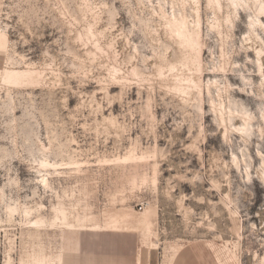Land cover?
<instances>
[{"label":"rangeland","instance_id":"1","mask_svg":"<svg viewBox=\"0 0 264 264\" xmlns=\"http://www.w3.org/2000/svg\"><path fill=\"white\" fill-rule=\"evenodd\" d=\"M253 2L0 0V264H264Z\"/></svg>","mask_w":264,"mask_h":264},{"label":"bare ground","instance_id":"2","mask_svg":"<svg viewBox=\"0 0 264 264\" xmlns=\"http://www.w3.org/2000/svg\"><path fill=\"white\" fill-rule=\"evenodd\" d=\"M207 1H208V3H216L217 5H220V0H207ZM246 1L247 0H227L228 4L233 6V9L237 8L238 5H241L242 8H245V7L248 8L247 7L248 3H246ZM252 1H254L256 3L255 8L257 9V14L255 15L254 18H251L249 20V28H254V27L258 26V27H262V29L264 30V22L259 17L260 13H264V5L262 4V0H252ZM255 3H254V5H255ZM193 24L196 26L197 29L195 31H190V32L192 34L195 33L196 35H198L199 31H200V19H199L198 15L196 16V20H194ZM175 25H176L175 26L176 36L178 38H180L181 43L186 48L194 51V54H196V56H197L196 59H199L200 58V49H197L199 42L191 36L192 34L190 32H188L189 30L186 27V23L180 21V23H177ZM257 52H258V67L260 68V67H262L261 49L258 50ZM243 109L244 108L241 107V119H243V123H242V127H241L242 134H250L251 128L253 127L252 116H250V114L247 111H244ZM262 118H264V114H262ZM48 165H49V163H48ZM42 181L44 183H47L45 178H42ZM0 192L2 194L1 190H0ZM16 210H17L16 206H8V212L10 213V215L12 212H14ZM21 212L24 215L26 214V210H24V209L21 210ZM25 219H27V218H25ZM24 221H26V220H24ZM45 222H47L45 217L43 215H41L40 213H37V215L35 216V219L34 220L32 219L31 225H32V227H35V226L43 225V224H45ZM25 223H27V222H24V224ZM88 229H90V228H88Z\"/></svg>","mask_w":264,"mask_h":264},{"label":"crops","instance_id":"3","mask_svg":"<svg viewBox=\"0 0 264 264\" xmlns=\"http://www.w3.org/2000/svg\"><path fill=\"white\" fill-rule=\"evenodd\" d=\"M88 228H84V229H79V230H75V232L73 231V232H71V235H74V237H72V238H68V242H72V243H74L75 244V247L77 248V239H76V235L80 232V231H86ZM90 229H92V230H100L99 228H90ZM102 229V228H101ZM121 228H112V229H110V228H105L104 229V231L105 230H120ZM66 244V243H65ZM76 250V249H75ZM68 255H69V252H68V250H67V248H66V245H65V247H64V249H63V251H62V253H61V262H60V264H66V262H67V257H68ZM185 261L186 260H183V259H181L180 261H179V263H177V264H185ZM136 264H138V255H137V263Z\"/></svg>","mask_w":264,"mask_h":264}]
</instances>
